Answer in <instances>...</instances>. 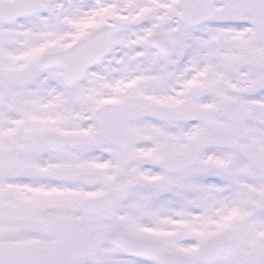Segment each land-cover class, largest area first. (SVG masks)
Masks as SVG:
<instances>
[{
	"label": "snow or ice",
	"instance_id": "1",
	"mask_svg": "<svg viewBox=\"0 0 264 264\" xmlns=\"http://www.w3.org/2000/svg\"><path fill=\"white\" fill-rule=\"evenodd\" d=\"M0 264H264V0H0Z\"/></svg>",
	"mask_w": 264,
	"mask_h": 264
}]
</instances>
